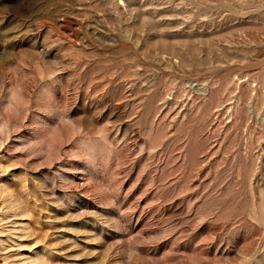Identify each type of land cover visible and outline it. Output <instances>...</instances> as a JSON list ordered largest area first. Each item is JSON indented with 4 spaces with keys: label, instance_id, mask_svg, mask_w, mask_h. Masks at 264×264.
Here are the masks:
<instances>
[{
    "label": "rangeland",
    "instance_id": "374dc122",
    "mask_svg": "<svg viewBox=\"0 0 264 264\" xmlns=\"http://www.w3.org/2000/svg\"><path fill=\"white\" fill-rule=\"evenodd\" d=\"M0 264H264V0H0Z\"/></svg>",
    "mask_w": 264,
    "mask_h": 264
},
{
    "label": "bare ground",
    "instance_id": "6f19581e",
    "mask_svg": "<svg viewBox=\"0 0 264 264\" xmlns=\"http://www.w3.org/2000/svg\"><path fill=\"white\" fill-rule=\"evenodd\" d=\"M13 203V202H12ZM14 204H15V202H14ZM21 208V207H20ZM13 209V208H12Z\"/></svg>",
    "mask_w": 264,
    "mask_h": 264
}]
</instances>
